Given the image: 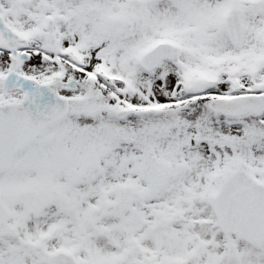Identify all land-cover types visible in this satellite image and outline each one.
I'll return each instance as SVG.
<instances>
[{
	"label": "snow or ice",
	"instance_id": "snow-or-ice-1",
	"mask_svg": "<svg viewBox=\"0 0 264 264\" xmlns=\"http://www.w3.org/2000/svg\"><path fill=\"white\" fill-rule=\"evenodd\" d=\"M0 264H264V0H0Z\"/></svg>",
	"mask_w": 264,
	"mask_h": 264
}]
</instances>
